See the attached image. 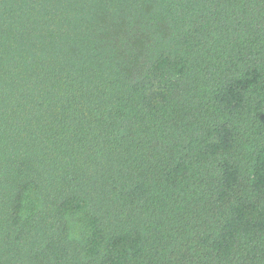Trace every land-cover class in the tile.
Listing matches in <instances>:
<instances>
[{
  "label": "trees",
  "instance_id": "trees-1",
  "mask_svg": "<svg viewBox=\"0 0 264 264\" xmlns=\"http://www.w3.org/2000/svg\"><path fill=\"white\" fill-rule=\"evenodd\" d=\"M0 264H264V0H0Z\"/></svg>",
  "mask_w": 264,
  "mask_h": 264
}]
</instances>
